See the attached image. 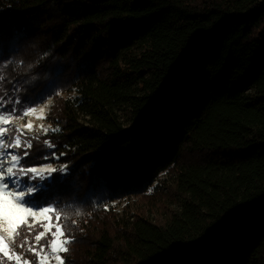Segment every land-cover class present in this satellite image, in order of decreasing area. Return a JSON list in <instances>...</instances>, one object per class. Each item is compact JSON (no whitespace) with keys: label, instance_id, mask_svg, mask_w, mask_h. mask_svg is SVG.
<instances>
[{"label":"trees","instance_id":"1","mask_svg":"<svg viewBox=\"0 0 264 264\" xmlns=\"http://www.w3.org/2000/svg\"><path fill=\"white\" fill-rule=\"evenodd\" d=\"M0 64L54 98L25 160L66 166L35 194L67 216L65 264H264V0H0ZM129 195L153 217L118 218ZM43 230L16 238L33 264Z\"/></svg>","mask_w":264,"mask_h":264},{"label":"snow or ice","instance_id":"2","mask_svg":"<svg viewBox=\"0 0 264 264\" xmlns=\"http://www.w3.org/2000/svg\"><path fill=\"white\" fill-rule=\"evenodd\" d=\"M6 67L7 65L0 64V73H3ZM5 80L6 77L0 75V255L9 261L14 260L16 264H30L29 261L22 260L21 255L10 252V246L21 234L22 228H27L30 235L34 226L39 223L44 230L35 235L36 245L29 244L28 237L25 236L20 247L24 248L28 244L27 251L38 257V264H49L52 259L56 261V264H65L61 253L69 251L67 245L72 242V238L66 237L65 226L60 221L61 219L66 220L67 216H62L57 206H42L47 203V200L35 194L42 187L41 184L36 183L37 180L45 181L52 173L65 171L66 166L56 169L51 165L29 164L25 160V157L30 155L31 140L38 139V137L26 138L25 129L28 131L33 129L31 121L22 129L13 127L12 120L18 115L36 114L38 119L46 117L43 109L37 114L32 102L27 101V98L22 100L18 95L12 96L7 92L4 89ZM18 91V89H13V92ZM25 104H27L26 107ZM40 127L45 134L49 131H60L59 128L49 129L42 125ZM44 144L46 147H55L47 140ZM52 155L54 156L55 153ZM44 159L48 157L45 156ZM52 213H55L56 217L54 224L50 215ZM48 234L52 238L47 245L40 244Z\"/></svg>","mask_w":264,"mask_h":264},{"label":"rangeland","instance_id":"3","mask_svg":"<svg viewBox=\"0 0 264 264\" xmlns=\"http://www.w3.org/2000/svg\"><path fill=\"white\" fill-rule=\"evenodd\" d=\"M59 95L65 97V98H72L75 96V92H61V93H59ZM53 103H54V98H49V99L45 100L44 102H42L41 104H39L38 106L35 107L37 114H39L40 110L43 109V114L46 118L38 119V118H36V114L28 115V116H16L12 120V126L24 129V126L27 125L29 121H31L33 124V129L31 131H28L27 129H25L26 138H29V139L31 136H33L36 133H43V130L40 127L41 125L44 128H49V129L59 128L60 129L59 125L49 121L47 118L48 113H49ZM50 132H53V131H49L48 133H50ZM43 134H45V133H43ZM31 143H32V141H31ZM46 165H51V167L56 168L59 166V163L52 161V162L39 164L36 166H46ZM51 178H52V174L45 181H40V180L36 181V183H39L42 185V187L38 190V192H40L42 189L46 188L47 182H50ZM171 184H172V179H171L170 175L163 172L159 176V179L153 183V186L150 188V192L151 193H157L159 190H162L165 185H171ZM156 186H157V188H155ZM42 206L47 207V206H52V205L42 204ZM109 207L112 208L117 213L118 218H120L122 221H127L128 219H131L133 215L140 214V213H142V211L145 212L146 218L153 217V212L151 211L152 206H150V202L147 201L146 199H143V198L138 197L136 195H129V196H125L122 198H117V199H115L109 203ZM50 215L52 216V223L53 224L56 223V220L54 218V213H52ZM37 219L39 220L40 218H37ZM36 225H40V224L37 223ZM53 230H55V229H53ZM33 245H36V243ZM42 245H44V244H42ZM10 252H15L16 254H19L17 251L16 239H15L14 244H12L10 246ZM61 256L63 257V253H61ZM1 260L2 259L0 256V264H1ZM22 260H27L30 262V264H33L29 259L22 258ZM49 264H56V261L54 259H52V260H50Z\"/></svg>","mask_w":264,"mask_h":264},{"label":"built area","instance_id":"4","mask_svg":"<svg viewBox=\"0 0 264 264\" xmlns=\"http://www.w3.org/2000/svg\"><path fill=\"white\" fill-rule=\"evenodd\" d=\"M32 147V146H31Z\"/></svg>","mask_w":264,"mask_h":264}]
</instances>
